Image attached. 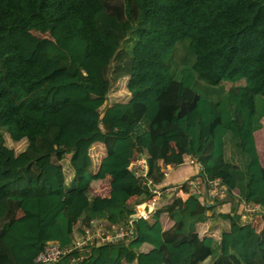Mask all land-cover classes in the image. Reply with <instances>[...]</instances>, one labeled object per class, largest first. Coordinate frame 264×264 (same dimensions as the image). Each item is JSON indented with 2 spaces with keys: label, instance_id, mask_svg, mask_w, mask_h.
Here are the masks:
<instances>
[{
  "label": "trees",
  "instance_id": "obj_1",
  "mask_svg": "<svg viewBox=\"0 0 264 264\" xmlns=\"http://www.w3.org/2000/svg\"><path fill=\"white\" fill-rule=\"evenodd\" d=\"M263 119L264 0H0V264L136 215L152 196L129 170L137 154L156 188L196 158L230 194L166 199L132 240L54 264H264V229L252 242L259 223L238 212L264 213Z\"/></svg>",
  "mask_w": 264,
  "mask_h": 264
},
{
  "label": "built area",
  "instance_id": "obj_2",
  "mask_svg": "<svg viewBox=\"0 0 264 264\" xmlns=\"http://www.w3.org/2000/svg\"><path fill=\"white\" fill-rule=\"evenodd\" d=\"M188 165L196 168L200 175L203 173V167L196 158H192L188 162ZM129 170L134 173L135 177H141L143 179V186L152 193L151 198L136 207V215L126 219L123 223L117 226H108L101 220L96 219L92 221L88 227L84 228V237L82 241L75 242L70 248H60L56 243L48 241L34 258L33 264H54L62 256L73 250L80 251L89 246L117 244L132 240L135 237V220H145L152 216L158 208V202L162 196H165L166 199L179 198L185 200L188 196L193 195L199 198L201 202L205 203L209 201L215 202L225 200L230 194L229 189L222 184L220 179L213 181L202 179L204 182L203 189L198 186V182L194 179H188L184 182L170 185L168 187L156 188L153 185V181L146 178L148 168L145 159L141 154H137L132 160ZM164 176H167V172L164 173ZM259 209L260 207L258 205L248 204L242 206V210L245 213L258 212ZM72 263L77 264L76 261H73Z\"/></svg>",
  "mask_w": 264,
  "mask_h": 264
},
{
  "label": "rangeland",
  "instance_id": "obj_3",
  "mask_svg": "<svg viewBox=\"0 0 264 264\" xmlns=\"http://www.w3.org/2000/svg\"><path fill=\"white\" fill-rule=\"evenodd\" d=\"M114 94V95H113ZM112 95L114 96V97H111L113 100H115V101H124L125 100V96L123 95V93H121V92H119V89H118V87H115L114 89H113V91H112ZM181 97H182V99H189L190 97H191V93L190 92H188V91H182V95H181ZM263 133H264V128H263V131H262ZM101 148V150H103L102 149V147H100ZM261 148H262V152H261V154L263 153L264 154V140H263V144H261ZM202 189H203V186L201 185L200 186ZM70 199V203H69V205H68V211L70 212V210H71V212H72V214H73V217H72V227L73 228H76V224H77V222H76V217H77V214L79 213V211H80V209L82 208V206L84 205V200H83V202L81 201V200H79L78 198H69ZM162 200L161 201H163V199L164 198H161ZM161 201H159V202H161ZM158 202V203H159ZM219 202H221V201H216L215 202V204H219ZM204 203V202H203ZM162 206H164V205H162V203H160V204H158V208H162ZM218 206V205H217ZM222 208L220 207V206H218V208H216V211H220ZM260 210V209H259ZM243 215H244V217H243V221L245 222V223H249V222H253L254 220L253 219H255L256 220V222H258L259 223V233L260 234H258L257 235V237H256V239H254V240H252V242H254V243H256L257 242V240H259V238H260V235L262 234V232H263V229H264V222L262 221V217H258L259 215L260 216H262V215H264V213H262V212H260V211H258V212H249V213H245V212H243ZM258 218H257V217ZM256 217V218H255ZM213 225V227L212 228H210L212 231H213V233L216 235V236H218L219 235V233H220V231L222 230L221 229V227H220V225L219 224H216V223H214V224H212ZM210 230V231H211ZM45 236H46V227H45V225H44V227H43V225H40V227H39V238H40V240H45Z\"/></svg>",
  "mask_w": 264,
  "mask_h": 264
},
{
  "label": "crops",
  "instance_id": "obj_4",
  "mask_svg": "<svg viewBox=\"0 0 264 264\" xmlns=\"http://www.w3.org/2000/svg\"><path fill=\"white\" fill-rule=\"evenodd\" d=\"M263 124H264V119H263ZM256 142H257V148L260 152L261 163L262 165H264V154L263 153L261 154L262 142L258 134H256ZM165 172H167V176L165 177L164 183L161 184L159 187H168L170 185H176L188 179H194L196 182H198L199 187L201 185L204 186L202 176L197 172L196 168L192 166H189V165L180 166V167L167 166L165 169ZM161 198H164L163 201H161L162 200ZM159 201L161 202H159L158 204L162 203V205H164L167 202L165 196L160 197ZM215 202L209 201V202H205V204H207L208 206H213L215 205ZM230 206L231 205L229 203L224 204L220 206L222 209L218 212H228L230 210ZM238 212L243 214L242 206L238 208Z\"/></svg>",
  "mask_w": 264,
  "mask_h": 264
}]
</instances>
